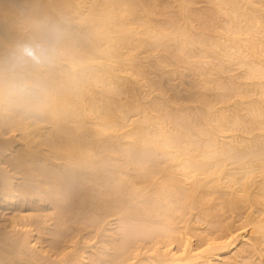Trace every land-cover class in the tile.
<instances>
[{
	"label": "bare ground",
	"instance_id": "6f19581e",
	"mask_svg": "<svg viewBox=\"0 0 264 264\" xmlns=\"http://www.w3.org/2000/svg\"><path fill=\"white\" fill-rule=\"evenodd\" d=\"M51 23L48 107L0 108V264H264V0H0V63Z\"/></svg>",
	"mask_w": 264,
	"mask_h": 264
},
{
	"label": "clouds",
	"instance_id": "9594fccd",
	"mask_svg": "<svg viewBox=\"0 0 264 264\" xmlns=\"http://www.w3.org/2000/svg\"><path fill=\"white\" fill-rule=\"evenodd\" d=\"M68 54V36L57 23L38 27L19 54L0 63V108L38 113L48 107L55 70Z\"/></svg>",
	"mask_w": 264,
	"mask_h": 264
}]
</instances>
